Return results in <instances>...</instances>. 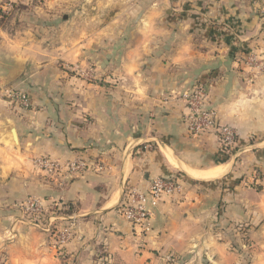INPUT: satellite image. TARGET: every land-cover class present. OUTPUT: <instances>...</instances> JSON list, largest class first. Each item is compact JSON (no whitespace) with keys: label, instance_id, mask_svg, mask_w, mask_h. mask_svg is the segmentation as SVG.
Listing matches in <instances>:
<instances>
[{"label":"crops","instance_id":"0c3cea01","mask_svg":"<svg viewBox=\"0 0 264 264\" xmlns=\"http://www.w3.org/2000/svg\"><path fill=\"white\" fill-rule=\"evenodd\" d=\"M15 13L0 19V264H95L99 245L113 264H244L220 240L264 236V0H44ZM194 85L236 133L232 155L184 123ZM44 157L89 167L57 187L33 164ZM156 179L178 190L138 237L119 205ZM30 197L63 207L60 253L22 212Z\"/></svg>","mask_w":264,"mask_h":264},{"label":"built area","instance_id":"2783aa9c","mask_svg":"<svg viewBox=\"0 0 264 264\" xmlns=\"http://www.w3.org/2000/svg\"><path fill=\"white\" fill-rule=\"evenodd\" d=\"M11 101L20 108H28V98L18 92H7ZM181 98L187 104L190 113L184 116V123L192 135L212 133L217 136L221 150L232 155L237 144V136L232 128L219 124L216 112L209 107V95L202 85H194L181 94ZM233 152V153H231ZM34 166L41 170L47 181L57 187H62L67 178L81 176L88 164L84 160L56 162L47 158L34 160ZM178 190V185L173 180L156 179L146 192H140L134 188L125 192V199L119 205V213L131 225L133 232L141 237L150 229V207H154L164 194ZM48 203V204H47ZM22 212L30 216L45 233L53 238V247L61 251L69 239V227L57 228L56 219L63 220V216H57L63 207L57 201L27 198L21 205ZM51 211L53 217L44 222V215Z\"/></svg>","mask_w":264,"mask_h":264},{"label":"rangeland","instance_id":"374dc122","mask_svg":"<svg viewBox=\"0 0 264 264\" xmlns=\"http://www.w3.org/2000/svg\"><path fill=\"white\" fill-rule=\"evenodd\" d=\"M44 0H4L0 8V19L9 23L13 17L17 16L18 12L25 11L28 8L42 7ZM244 232V231H241ZM240 232V233H241ZM230 234V233H229ZM221 236L223 242L229 244L232 251L241 256V262L244 264H264V236H245L244 234L237 236ZM59 252V251H58ZM60 253V252H59ZM93 258L99 256L98 246L93 251ZM180 264H190V257L178 256ZM205 260V259H203ZM107 261V262H106ZM103 263H111V258L107 256V260ZM95 264H102V260H94ZM157 264H170L167 262V257L160 258ZM206 264V263H203Z\"/></svg>","mask_w":264,"mask_h":264},{"label":"trees","instance_id":"16d2710c","mask_svg":"<svg viewBox=\"0 0 264 264\" xmlns=\"http://www.w3.org/2000/svg\"><path fill=\"white\" fill-rule=\"evenodd\" d=\"M233 152H231V153H233ZM98 250H99V256L97 258H95V260H102V264H105L103 262L107 260V256L108 255H107L106 251L104 250V246L103 245H99L98 246ZM166 257H167V262L168 263H170V264H180L178 256L170 255V256H166Z\"/></svg>","mask_w":264,"mask_h":264},{"label":"water","instance_id":"95a60500","mask_svg":"<svg viewBox=\"0 0 264 264\" xmlns=\"http://www.w3.org/2000/svg\"><path fill=\"white\" fill-rule=\"evenodd\" d=\"M14 133H13V131H12V135H13Z\"/></svg>","mask_w":264,"mask_h":264}]
</instances>
